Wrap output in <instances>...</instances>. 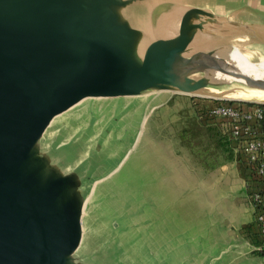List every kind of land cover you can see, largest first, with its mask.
I'll return each mask as SVG.
<instances>
[{"label": "water", "instance_id": "95a60500", "mask_svg": "<svg viewBox=\"0 0 264 264\" xmlns=\"http://www.w3.org/2000/svg\"><path fill=\"white\" fill-rule=\"evenodd\" d=\"M257 69L264 0H0V264H221L152 191L111 209L100 154L163 92L264 104Z\"/></svg>", "mask_w": 264, "mask_h": 264}, {"label": "rangeland", "instance_id": "374dc122", "mask_svg": "<svg viewBox=\"0 0 264 264\" xmlns=\"http://www.w3.org/2000/svg\"><path fill=\"white\" fill-rule=\"evenodd\" d=\"M161 98L153 106L137 109L113 154H100L104 159L103 170L106 172L101 183L103 188L111 192V209L122 208L124 212L128 209L129 212L135 210L141 212L144 219L149 220L152 212L150 191L156 171L161 175H168L170 182L178 187L177 180H181L182 176L179 166H182V169L183 166L190 165L208 167L202 162L198 148L190 144L189 134L184 135L181 131L183 126L193 117L201 124L216 126L215 123L203 122L198 117V106L217 99L171 92L161 93ZM235 171L233 175H237ZM203 189L196 192L194 197V201L200 206L206 202ZM244 192L245 190H241V193ZM187 203L194 211L199 209L189 197ZM223 208L226 209L224 206ZM231 212L228 211V218H224L226 225L236 220L235 214ZM162 213L164 220L163 223L162 219L160 220V226L165 228L166 215L165 212ZM217 216L224 217L223 210L219 209L218 205ZM218 232L224 231L220 228Z\"/></svg>", "mask_w": 264, "mask_h": 264}, {"label": "crops", "instance_id": "0c3cea01", "mask_svg": "<svg viewBox=\"0 0 264 264\" xmlns=\"http://www.w3.org/2000/svg\"><path fill=\"white\" fill-rule=\"evenodd\" d=\"M183 167L179 166L182 176L177 180L178 187L159 171L151 185L157 211L166 215L167 235L178 246L197 251L200 257L217 254L221 264H264V256L257 248L261 241L249 197L251 187L235 153L231 159L211 168ZM234 170L237 175H233ZM201 189L206 194L203 206L194 201L195 193ZM188 197L198 205L197 211L188 205ZM217 205L223 210V218L217 216ZM228 211L235 214L236 220L226 225L224 218H228ZM220 228L223 233L218 232Z\"/></svg>", "mask_w": 264, "mask_h": 264}, {"label": "built area", "instance_id": "2783aa9c", "mask_svg": "<svg viewBox=\"0 0 264 264\" xmlns=\"http://www.w3.org/2000/svg\"><path fill=\"white\" fill-rule=\"evenodd\" d=\"M198 114L203 122L216 124L243 167L260 234L257 248L264 256V104L214 100L199 104Z\"/></svg>", "mask_w": 264, "mask_h": 264}, {"label": "trees", "instance_id": "16d2710c", "mask_svg": "<svg viewBox=\"0 0 264 264\" xmlns=\"http://www.w3.org/2000/svg\"><path fill=\"white\" fill-rule=\"evenodd\" d=\"M181 131L189 134L190 144L198 148L202 162L208 168L214 167L232 158V151L228 140L218 128L212 124H201L196 118L188 120Z\"/></svg>", "mask_w": 264, "mask_h": 264}, {"label": "bare ground", "instance_id": "6f19581e", "mask_svg": "<svg viewBox=\"0 0 264 264\" xmlns=\"http://www.w3.org/2000/svg\"><path fill=\"white\" fill-rule=\"evenodd\" d=\"M257 72L258 73H264V70L263 69H257Z\"/></svg>", "mask_w": 264, "mask_h": 264}]
</instances>
